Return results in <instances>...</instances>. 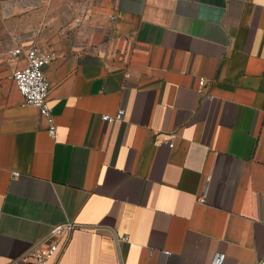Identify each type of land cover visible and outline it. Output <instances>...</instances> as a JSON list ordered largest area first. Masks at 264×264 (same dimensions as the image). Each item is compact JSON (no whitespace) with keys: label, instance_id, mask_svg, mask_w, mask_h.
Returning <instances> with one entry per match:
<instances>
[{"label":"crops","instance_id":"crops-1","mask_svg":"<svg viewBox=\"0 0 264 264\" xmlns=\"http://www.w3.org/2000/svg\"><path fill=\"white\" fill-rule=\"evenodd\" d=\"M32 4L56 135L3 60L0 264L66 221L58 264L264 262V0Z\"/></svg>","mask_w":264,"mask_h":264},{"label":"built area","instance_id":"built-area-1","mask_svg":"<svg viewBox=\"0 0 264 264\" xmlns=\"http://www.w3.org/2000/svg\"><path fill=\"white\" fill-rule=\"evenodd\" d=\"M12 55L24 60L23 64L16 66L12 73V78L24 97V103L32 104L39 109L50 123V134L55 136L56 124L49 101L50 84L45 68L56 57V53L33 41L14 48ZM200 84H205L203 78ZM125 113V108H120L114 114H102V118L107 122H114L123 120ZM170 145H173V142H170ZM78 227L80 224L74 221H66L54 226L26 252L25 256L32 260V264H58L68 246L72 231ZM225 259L226 253L217 251L214 253L212 264H223Z\"/></svg>","mask_w":264,"mask_h":264},{"label":"rangeland","instance_id":"rangeland-1","mask_svg":"<svg viewBox=\"0 0 264 264\" xmlns=\"http://www.w3.org/2000/svg\"><path fill=\"white\" fill-rule=\"evenodd\" d=\"M33 0H0V63L12 57V50L24 41L40 17Z\"/></svg>","mask_w":264,"mask_h":264}]
</instances>
